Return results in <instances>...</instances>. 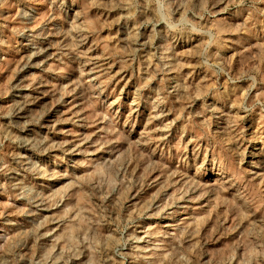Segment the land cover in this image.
<instances>
[{"label":"rangeland","instance_id":"374dc122","mask_svg":"<svg viewBox=\"0 0 264 264\" xmlns=\"http://www.w3.org/2000/svg\"><path fill=\"white\" fill-rule=\"evenodd\" d=\"M0 264H264V0H0Z\"/></svg>","mask_w":264,"mask_h":264},{"label":"bare ground","instance_id":"6f19581e","mask_svg":"<svg viewBox=\"0 0 264 264\" xmlns=\"http://www.w3.org/2000/svg\"><path fill=\"white\" fill-rule=\"evenodd\" d=\"M36 56H38V55H34V57H36Z\"/></svg>","mask_w":264,"mask_h":264}]
</instances>
